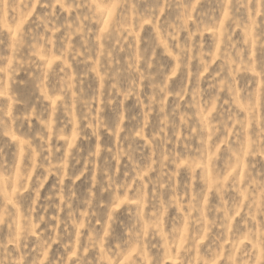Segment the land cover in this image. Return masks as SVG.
Segmentation results:
<instances>
[{"label": "clouds", "instance_id": "9594fccd", "mask_svg": "<svg viewBox=\"0 0 264 264\" xmlns=\"http://www.w3.org/2000/svg\"><path fill=\"white\" fill-rule=\"evenodd\" d=\"M0 264H264V0H0Z\"/></svg>", "mask_w": 264, "mask_h": 264}, {"label": "rangeland", "instance_id": "374dc122", "mask_svg": "<svg viewBox=\"0 0 264 264\" xmlns=\"http://www.w3.org/2000/svg\"><path fill=\"white\" fill-rule=\"evenodd\" d=\"M146 34H147L146 32L142 33V35H146ZM205 38H206V39H210V34H206V37H205ZM213 51L216 52V49L214 48ZM213 67H215V65H213ZM20 76H21V78H23L24 74L21 73ZM21 91H22L25 95H27V94L29 93L30 89L25 88V89H22ZM132 104H133V100H129V101H128V106H132ZM110 115H111V114H109V116H110ZM105 141H106V142H109V138H108V137H105ZM52 179H53V178H50V180H49V184L45 185V189H47L48 187H50L51 182H52ZM77 183L80 184L81 182H80V181H77ZM84 187H86V185L81 184V188L83 189ZM209 195H210V200H211L213 203H216V202H217V201H216V197H215L213 194H211V193H210ZM169 215L172 216V217L180 216V217H183V218H185V219L187 218V214H186L183 210H178L177 208H173V209L170 211ZM239 219H240L239 216H235V218L231 221V223L234 224V223H235L236 221H238Z\"/></svg>", "mask_w": 264, "mask_h": 264}]
</instances>
